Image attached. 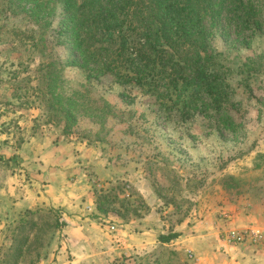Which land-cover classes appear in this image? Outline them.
Masks as SVG:
<instances>
[{
    "label": "rangeland",
    "instance_id": "374dc122",
    "mask_svg": "<svg viewBox=\"0 0 264 264\" xmlns=\"http://www.w3.org/2000/svg\"><path fill=\"white\" fill-rule=\"evenodd\" d=\"M214 1L220 111L169 85L181 50L141 46L151 0L88 6L144 62L97 25L79 51L60 0H0V264H264V0L250 30ZM138 64L144 89L116 73Z\"/></svg>",
    "mask_w": 264,
    "mask_h": 264
},
{
    "label": "trees",
    "instance_id": "16d2710c",
    "mask_svg": "<svg viewBox=\"0 0 264 264\" xmlns=\"http://www.w3.org/2000/svg\"><path fill=\"white\" fill-rule=\"evenodd\" d=\"M60 2L73 26L71 28L73 42L79 51L83 49L85 43L80 29L87 25L90 28L89 32L92 31L91 27L94 28V25H97L96 27L103 33L117 32V39L122 41L124 47L133 44L134 53L137 52V59L140 57L142 62L146 59L147 53H143L141 46H152L156 50L161 44H169L173 49L181 50L178 62L181 67L180 71L177 76L172 78L169 85H172L175 90L189 93L194 99L200 98L203 93L214 105V110H221L219 77L211 70L214 65L213 55L205 36L207 26L204 22L206 18H209L212 24L219 15L214 0H151L150 9L155 21L147 34H144L146 43L141 44L140 49H137L136 43L130 40L124 29V24L119 23L113 11L102 8V12H96L95 9L88 8L89 5L98 3L99 0H88L81 6L78 5L77 0H60ZM89 2L91 3L88 4ZM237 3L239 5L237 13L242 28L250 30L252 27L258 26V18H261L262 10L251 0L245 2L237 0ZM147 50L149 51V49ZM130 56L131 54L128 53V57ZM151 63L145 62L144 66L148 68ZM130 65L136 66V64ZM131 70L132 76L116 73L121 79H124V83H132L140 89L155 83L153 70H144L139 67V64L137 68ZM190 104L187 102V105L190 106ZM176 238V234H171L161 236L160 240L167 244Z\"/></svg>",
    "mask_w": 264,
    "mask_h": 264
},
{
    "label": "built area",
    "instance_id": "2783aa9c",
    "mask_svg": "<svg viewBox=\"0 0 264 264\" xmlns=\"http://www.w3.org/2000/svg\"><path fill=\"white\" fill-rule=\"evenodd\" d=\"M235 235V234H233ZM251 236L255 239V238H258L259 237V234L257 232H251ZM236 237V235H235Z\"/></svg>",
    "mask_w": 264,
    "mask_h": 264
}]
</instances>
